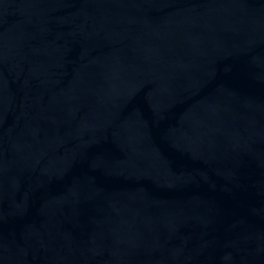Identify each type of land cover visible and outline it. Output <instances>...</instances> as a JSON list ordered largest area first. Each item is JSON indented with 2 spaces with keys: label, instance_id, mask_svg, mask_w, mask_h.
Wrapping results in <instances>:
<instances>
[{
  "label": "water",
  "instance_id": "obj_1",
  "mask_svg": "<svg viewBox=\"0 0 264 264\" xmlns=\"http://www.w3.org/2000/svg\"><path fill=\"white\" fill-rule=\"evenodd\" d=\"M0 264H264V0H0Z\"/></svg>",
  "mask_w": 264,
  "mask_h": 264
}]
</instances>
